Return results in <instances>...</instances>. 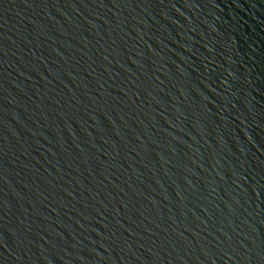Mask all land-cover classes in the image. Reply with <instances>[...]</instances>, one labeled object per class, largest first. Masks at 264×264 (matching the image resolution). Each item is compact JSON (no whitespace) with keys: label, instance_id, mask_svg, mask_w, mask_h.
Wrapping results in <instances>:
<instances>
[{"label":"water","instance_id":"95a60500","mask_svg":"<svg viewBox=\"0 0 264 264\" xmlns=\"http://www.w3.org/2000/svg\"><path fill=\"white\" fill-rule=\"evenodd\" d=\"M0 264H264V0H0Z\"/></svg>","mask_w":264,"mask_h":264}]
</instances>
